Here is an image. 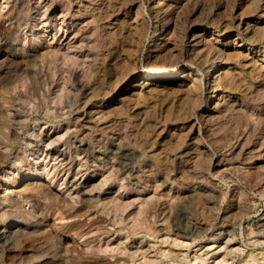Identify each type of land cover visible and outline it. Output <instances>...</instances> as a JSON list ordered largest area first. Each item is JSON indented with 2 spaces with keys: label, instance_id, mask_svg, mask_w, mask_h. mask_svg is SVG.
Returning <instances> with one entry per match:
<instances>
[{
  "label": "bare ground",
  "instance_id": "bare-ground-1",
  "mask_svg": "<svg viewBox=\"0 0 264 264\" xmlns=\"http://www.w3.org/2000/svg\"><path fill=\"white\" fill-rule=\"evenodd\" d=\"M235 1L215 5L224 8L221 14L201 0H148L145 7L143 0H46L45 7L32 0H2L8 8L0 9V264H131L137 260L138 247L122 243L142 228L143 208L130 212L132 226L118 235L114 246L104 239L110 232L104 223L108 220L91 209L113 205L109 221L117 225L115 232L121 231L119 224L130 203L117 193L101 198L100 192L113 184L125 190L141 188L116 175L110 164L100 178L84 179L86 189L79 191L74 176L81 170L71 168L76 156L68 145L67 152L51 146L66 133L86 131L78 138L77 146L83 149L84 138L115 139L117 170L133 173L136 162H150L162 184L187 185L202 205L206 200L194 181L209 182L218 190L209 202L217 205L226 199V189L209 177L220 162L237 177L227 176L226 181L232 185L230 198L236 203L245 207L248 186L264 194V5L260 0H239L245 14L257 20L245 21L240 13L235 24L232 13H227ZM148 19L158 26L154 32L158 37L150 40L142 61L146 70L137 72ZM3 20L8 21L6 26ZM84 49L92 55V65ZM180 62L195 68L185 72L177 66ZM76 67L84 70L86 79L76 80L75 88L85 89L82 101L73 97L67 103L74 105L68 108L70 125L62 133L33 130L28 124L38 119L44 120L43 126L62 120L55 105L65 95ZM175 78L180 84L174 83ZM176 94L179 101H167L162 115L154 99L165 102ZM91 103L98 109L87 110ZM178 124L187 128L186 133L173 130ZM24 133L29 138L22 145ZM214 153L216 162H212ZM184 163L193 170L187 172ZM91 166L90 170L84 167L86 177L97 174L99 166ZM49 170L53 179L74 175L65 179L66 189L68 183L75 185L69 197L55 188L57 181L50 182ZM183 217L180 207L170 216L177 236L194 237L205 230L182 223ZM257 226L264 233V223ZM224 232L229 230L211 235L218 238ZM248 258L259 263L256 254Z\"/></svg>",
  "mask_w": 264,
  "mask_h": 264
},
{
  "label": "rangeland",
  "instance_id": "rangeland-1",
  "mask_svg": "<svg viewBox=\"0 0 264 264\" xmlns=\"http://www.w3.org/2000/svg\"><path fill=\"white\" fill-rule=\"evenodd\" d=\"M33 1H35V4L37 5L41 4L42 7H45L46 5V0H32V2ZM143 2L145 7L148 3V0H143ZM201 2L207 4L205 6L210 9L212 8L215 13L219 12L222 14L224 12V8L216 9L215 6L218 3H223L224 0H201ZM239 2V0H236L235 6L231 8L229 12H227L232 13V20L235 21V24L238 22L240 13H243V15H241L243 20H254V17L245 14L242 8L243 6ZM260 2L264 5V0H260ZM0 3V9L3 11L8 8V5L6 6L2 0H0ZM53 14L57 18L60 16L57 10H55ZM30 17L32 18V16ZM256 20L257 19L254 21ZM7 23V20H3L1 22V24L4 26H6ZM169 23H172V20H170ZM74 25L75 23L70 24L69 27L72 29L74 28ZM241 25L242 26H240V29H242L244 26V21H242ZM156 28H158V26L156 27V23L148 19L144 47L138 55V66L136 68L137 72L146 70L142 61L146 57L147 51L149 50L150 40L154 38L157 39L158 37L154 36ZM188 33H190V30ZM49 36L50 35H48V37ZM63 43L57 46L58 49H62L61 47L64 45ZM86 51L84 52L85 54L87 53L86 61L88 64L92 65V55L89 51ZM152 52L153 51H150V53ZM177 66H183L181 70H184L185 72H187L188 67L193 69L195 68L193 64L187 62H180L177 64ZM83 79H86L84 70H82L80 67L74 68L70 80L67 83L65 95L61 99L62 102L60 101L55 105L57 113L62 116V120L59 123L48 121L43 126L44 120L38 119L37 122H33L30 125L28 124V126L33 130H45L48 133H52L53 131L60 133L64 132V126L66 127L70 125V122H67L66 119L69 118L68 108L74 106L73 104L71 106L69 105L74 99L73 97L81 98L80 101L83 100L82 94L84 93H82V91L85 88L83 87L81 90L78 87L75 88L78 85L76 82H82L84 81ZM174 83L180 84L179 79L175 78ZM121 87L123 88L125 85L119 86V89ZM179 95L180 94H176L175 97L171 98L170 100H165V102L161 97H156L154 99L156 103L155 108L160 109L162 115L165 114V109L169 105L166 104V102L173 100V102L177 104L179 101L178 98L180 97ZM102 100L105 99L102 98ZM93 103L88 104L89 106L87 110L90 109L91 111H95L98 109L97 107L93 106ZM118 104L119 103H117V105ZM35 123L38 124L34 125ZM181 126V124H178V128L176 125L173 130H180V132L186 133L187 128H185V130ZM85 132L86 131L80 130L77 135H74L73 133H66L62 136L61 140L54 142L51 144V146H54L56 151L59 150L62 152H67L68 145L70 147V153L76 156L71 164V168L73 171L76 169L81 170V172L76 176L72 174V176L75 177V182H78L76 188L79 189V191L86 189L84 188V179H89V181H91L98 175L100 178L101 172H105V169L108 168L110 164L114 166L116 175L119 177L122 176L125 180H132L135 182L137 187L141 188V190H125L123 187H118V185L113 184L109 185L106 189L100 192L101 198H105L112 193H117L120 198H122L123 202L125 201L130 203V205H128V207L123 212L125 219L119 224V226L122 227L121 231L115 232L114 227H117V225H111L112 221H109L113 218L111 211H109V209L114 208L113 205L110 204L107 208H101L98 206V208L91 209L95 215L108 220L104 221V223L106 222V227L110 230V232L106 234L107 238L104 239H109L108 242H110V246H114L119 242L117 239L118 235L123 233L126 234L127 230L130 229V226H132V214H130V212L134 210L136 211L139 208H143V213L141 214L142 228L136 231L134 235L128 236V238L123 240L122 243V245L124 244L127 246V248L130 246H132V249L138 247V255L135 257L137 260L135 262H130L131 264H137L142 262L144 259L147 260L151 258H155L156 261L154 264H264V260L262 258L264 257L262 255L264 252V233H262L259 230V226H257L260 223H264V194H260L255 188L253 189L252 187L248 186L244 188L246 191L244 200L245 207L243 208L241 203H236L234 199L230 198L232 185L230 184V186H228L226 181L228 180L227 176H231L233 179H237V177L229 169H227V165H225L223 162H220V164L215 166L216 168L213 169L211 173H209V177L213 181L218 182L221 187L226 189V199L217 205L209 202L211 196L217 194L218 190H215V188H213L209 182L206 183L203 181H194L193 184L195 186L199 185V187L202 188L201 193L206 200L204 205H202V203L198 202L196 198H193L190 195V192L187 190V185H174L169 183L162 184L160 176L158 175V172H156V166L150 162H147L146 164H141V160L136 162L137 169L133 173H128L127 171H122L120 169L117 170L116 168L118 165L115 164V161L117 159V152L119 148L116 146L118 144L115 139H102L98 137V141H94L92 137L90 139L84 138L82 141L85 142L84 146L86 145V148L83 149L82 147H78V138L83 136ZM24 135L26 138L20 140L22 145L25 144V141L29 138L27 133H24ZM190 136H194V133H191ZM65 137L69 138L68 143L63 142ZM34 144L35 142H33L31 145ZM207 148L211 151L210 146ZM15 149L16 147H14V149L11 151L10 155H12V152ZM216 160L217 155L214 153L212 162H216ZM51 162L52 160H50V163ZM50 163L48 167L50 166ZM84 163L86 164L81 165ZM91 165L99 166V169L96 171L97 174H91L89 176L87 175L86 177L85 173L87 170L91 169ZM84 167L90 168L84 171ZM184 167L187 172H191L193 170V167L190 164L187 165L184 163ZM42 168L44 170L48 169L46 166L39 167V169ZM51 170H49L48 176L52 178ZM83 171L84 174L80 176ZM67 176L70 177L71 175L68 174ZM67 176L65 178L66 180L68 178ZM1 178H3V176L0 167V179ZM65 179L64 176L62 178L58 176L57 179L55 176V178H52L50 182L54 184L57 181L55 188L69 197L71 195V190L75 189V185L68 183L67 185L69 187L66 189ZM152 184L155 186L154 189L151 187ZM144 200H147V202ZM23 204L26 207H29L28 203L23 202ZM177 207H180L182 213L184 214L182 223H193L194 225L201 226L205 230H203L200 235L194 237L177 236L174 230H172L170 222V216ZM224 229L229 230V232H224L225 234L219 236L218 238L212 237V232L215 233ZM227 238H229V240ZM131 239H135L136 241L131 243ZM162 250H164V255ZM249 254H256L259 258V263L249 260ZM202 259L203 263H200ZM222 259H224V261L219 262Z\"/></svg>",
  "mask_w": 264,
  "mask_h": 264
}]
</instances>
